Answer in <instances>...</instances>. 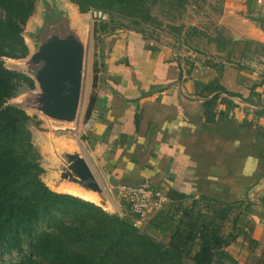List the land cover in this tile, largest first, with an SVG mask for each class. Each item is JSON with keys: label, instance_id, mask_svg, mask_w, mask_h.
Masks as SVG:
<instances>
[{"label": "crops", "instance_id": "crops-1", "mask_svg": "<svg viewBox=\"0 0 264 264\" xmlns=\"http://www.w3.org/2000/svg\"><path fill=\"white\" fill-rule=\"evenodd\" d=\"M218 26L223 35L218 41L214 36L206 56L127 28L103 37L92 55L88 53L89 89L78 134L92 95V113L98 118L77 144L106 188L112 210L129 209L120 200L122 184L142 181L167 196H189L190 201L200 202L202 196L247 201L255 222L252 237L259 242L255 253L260 255L264 0H224ZM95 61L100 70L96 87ZM211 84L234 95L221 93L217 106L208 110L205 103L214 93L199 86Z\"/></svg>", "mask_w": 264, "mask_h": 264}, {"label": "trees", "instance_id": "trees-1", "mask_svg": "<svg viewBox=\"0 0 264 264\" xmlns=\"http://www.w3.org/2000/svg\"><path fill=\"white\" fill-rule=\"evenodd\" d=\"M37 1L0 0V264H185V259L192 264H216L224 250L239 239L248 242L250 250L253 245L259 247V242L252 237L255 222L250 218L251 206L244 200L231 203L202 196L200 202H194L204 205L196 209L197 205L186 206L189 196H168L169 204L154 215V222L149 227L160 229L163 234L174 229L171 242L165 244L136 226L137 217L130 209L132 220L110 214L73 195L54 192L47 186L42 179L46 173L41 164L42 155L34 144L30 127L38 118L8 105L21 88L34 89V82L26 75L8 69L3 60L28 56L29 48L23 33L36 12ZM70 1L82 14L95 9L110 16V21L96 22L95 35L100 33L103 38L124 28L126 25L115 21L114 14H117L130 19L135 26L131 30L158 41L154 33L148 32L150 27H163L153 11L163 6L173 8L181 2L103 0V4L100 0ZM219 37L220 34L215 41ZM182 45L187 51H193L186 39ZM194 52L206 56L197 50ZM209 65L217 67L218 64ZM93 71L96 87L100 72L98 61L94 62ZM199 87L214 93L205 103L208 110L217 106L221 93L234 95L216 84ZM93 103L94 95L86 120L93 112ZM35 124L39 126L40 122ZM260 202L264 205V196ZM14 252L19 256L18 261L4 260V256ZM251 256L252 264H264V250L260 255L251 251Z\"/></svg>", "mask_w": 264, "mask_h": 264}, {"label": "water", "instance_id": "water-1", "mask_svg": "<svg viewBox=\"0 0 264 264\" xmlns=\"http://www.w3.org/2000/svg\"><path fill=\"white\" fill-rule=\"evenodd\" d=\"M91 14L105 17L103 12ZM40 15V22L23 33L28 56L3 59L14 65L5 64L8 69L28 76L35 85L34 89L21 88L8 105L39 117L52 129L76 130L85 91L89 30L76 21L73 8L65 4L47 3ZM47 140L45 148L50 160L48 166L42 165L47 186L57 193L72 189L79 194H92L97 199L92 203L111 211L110 196L82 148L57 140L52 132Z\"/></svg>", "mask_w": 264, "mask_h": 264}, {"label": "rangeland", "instance_id": "rangeland-1", "mask_svg": "<svg viewBox=\"0 0 264 264\" xmlns=\"http://www.w3.org/2000/svg\"><path fill=\"white\" fill-rule=\"evenodd\" d=\"M105 1V0H104ZM103 0L100 2L104 3ZM224 0H181L180 5H176L173 8L171 6L166 7L163 6L161 8H156L153 11V15H157L159 17V22L162 24V28L150 27L148 28L149 33H154L155 37H157L160 41L167 44H174L179 49H187L186 46H183V40H187L189 42L190 47L198 52H209V47L213 43L214 36H222L223 32L219 30L218 26V16L221 13V7L223 5ZM47 3H60L65 4L68 7L73 8L74 16L77 22L81 23L84 27L89 30V56L92 55L94 50V45L102 42L103 38L101 34H94V27L96 22L99 20L110 21V16L105 14L104 18H95L92 16L91 12L95 11V9H91L90 12L82 14L80 13L79 7L76 4H73L70 0H38L36 3V12L28 21L25 32L29 31L30 28L35 23L40 22L41 13L43 12L44 6ZM98 12V11H96ZM0 9V16H1ZM115 21L120 23L124 28L130 29L135 27L130 19H125L119 17L117 14H114ZM158 24V23H157ZM115 26L121 27L119 24H114ZM123 28V27H122ZM198 30V32L195 31ZM120 29H117V31ZM222 34V35H221ZM7 66L14 67V65L10 63H6ZM16 67V66H15ZM89 78H90V67L88 69V80L85 85V96L84 99L88 96L89 89ZM36 117V116H35ZM35 121L30 124L33 140L37 150L42 155L41 164L44 166H48V162L50 160V155L47 153L45 148L48 143V135L52 132L57 140L65 141L68 144L76 145L77 142L81 143V132L70 130V129H59V128H50L47 124H45L39 117H37ZM40 122L39 126L35 123ZM76 132V133H75ZM76 141L74 143L73 141ZM78 145V144H77ZM46 175H43V181L46 182ZM186 206L194 205L196 209L201 205H198L194 202V200L186 201ZM204 205V204H202ZM201 205V206H202ZM202 208V207H201ZM108 213L110 214H118L119 216L126 218L128 220H132L133 215L129 212V209H122L121 211L111 210ZM156 217V216H155ZM154 216H151L148 220L144 221L140 227L142 231H146L150 233L158 242H163L165 244H169L172 239V234L174 229L162 233L160 229L151 230L149 227L154 222ZM226 232V231H225ZM230 231H227L226 234H229ZM257 248L253 245L252 250L248 247V242L242 241L239 239L236 242L231 243L229 247L224 250V253L221 255L220 259H217L216 264H252L253 258L251 256V251L257 252ZM262 250H258L261 253ZM14 252L12 255L4 256V260L6 261H18L19 256ZM185 264H192L191 261L185 259Z\"/></svg>", "mask_w": 264, "mask_h": 264}, {"label": "built area", "instance_id": "built-area-1", "mask_svg": "<svg viewBox=\"0 0 264 264\" xmlns=\"http://www.w3.org/2000/svg\"><path fill=\"white\" fill-rule=\"evenodd\" d=\"M255 69L258 65L252 63ZM98 115L92 113L87 119L80 131L81 134H87L96 122ZM121 202L129 206V209L137 217L136 226H140L151 216L162 212L170 202L168 196L160 189L156 188L150 181H142L138 184H122L119 188Z\"/></svg>", "mask_w": 264, "mask_h": 264}, {"label": "bare ground", "instance_id": "bare-ground-1", "mask_svg": "<svg viewBox=\"0 0 264 264\" xmlns=\"http://www.w3.org/2000/svg\"><path fill=\"white\" fill-rule=\"evenodd\" d=\"M63 192L79 196V197L83 198L84 200H87L90 202H95V203L97 202L96 197L92 194H79V193L73 191L72 189H64Z\"/></svg>", "mask_w": 264, "mask_h": 264}]
</instances>
